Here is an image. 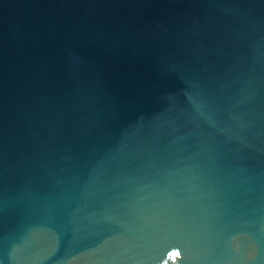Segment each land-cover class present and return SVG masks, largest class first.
Returning <instances> with one entry per match:
<instances>
[{"label": "water", "instance_id": "water-1", "mask_svg": "<svg viewBox=\"0 0 264 264\" xmlns=\"http://www.w3.org/2000/svg\"><path fill=\"white\" fill-rule=\"evenodd\" d=\"M0 264H264V0H0Z\"/></svg>", "mask_w": 264, "mask_h": 264}]
</instances>
